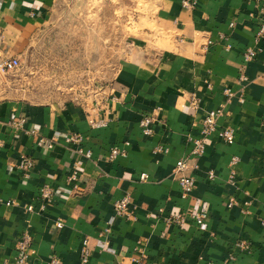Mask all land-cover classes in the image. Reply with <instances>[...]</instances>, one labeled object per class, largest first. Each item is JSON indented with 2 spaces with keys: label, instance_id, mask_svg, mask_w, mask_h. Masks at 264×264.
I'll use <instances>...</instances> for the list:
<instances>
[{
  "label": "crops",
  "instance_id": "1",
  "mask_svg": "<svg viewBox=\"0 0 264 264\" xmlns=\"http://www.w3.org/2000/svg\"><path fill=\"white\" fill-rule=\"evenodd\" d=\"M53 2L0 0V40L37 29ZM144 2L146 26L102 97L60 107L0 102V264H13L24 233L32 240L28 264H79L85 240L88 264H133L142 255L144 264H264V38L254 40L264 0H196L192 10L180 0ZM247 48L256 56L244 63ZM219 107L217 126L232 128L234 140L211 138L182 198L174 163ZM144 116L150 136L140 130ZM14 118L24 119L21 127ZM92 118L108 123L91 128ZM72 134L81 141H68ZM114 147L126 156L109 161ZM23 155L33 161L27 178ZM44 185L50 201L39 199ZM125 195L128 218L113 208ZM196 214L206 216L203 225ZM176 215L184 221L174 223Z\"/></svg>",
  "mask_w": 264,
  "mask_h": 264
},
{
  "label": "rangeland",
  "instance_id": "2",
  "mask_svg": "<svg viewBox=\"0 0 264 264\" xmlns=\"http://www.w3.org/2000/svg\"><path fill=\"white\" fill-rule=\"evenodd\" d=\"M150 15L144 0H54L37 29L0 40V102L85 104L102 97ZM10 43V44H9Z\"/></svg>",
  "mask_w": 264,
  "mask_h": 264
},
{
  "label": "built area",
  "instance_id": "3",
  "mask_svg": "<svg viewBox=\"0 0 264 264\" xmlns=\"http://www.w3.org/2000/svg\"><path fill=\"white\" fill-rule=\"evenodd\" d=\"M180 5L184 10H192L194 6L196 5V0H180ZM264 38V22L260 24V26L257 28L254 40L257 41L259 39ZM256 56V51L253 48H247L245 52L242 55V59L244 63L251 62ZM18 65L17 59H9V60H3L0 64V68L4 71H10L13 68H15ZM241 80H246L243 74L240 76ZM227 97H231L232 94L230 92H226ZM222 108L219 107L218 109L211 110L206 113L204 118L200 122L199 126V133L196 136H189L187 139V142L190 144L191 148L189 151V154L187 157L177 160L174 163L173 169H172V176L176 180L181 197L187 198L193 191L195 187V179L192 175L193 170H196L198 168V160L204 155L205 148L207 143L211 140L213 136L221 140L222 142L226 144H232L234 140V130L230 127H219L217 126V120L222 115ZM24 122L23 118H14L12 119V124L21 127L22 123ZM89 125L91 128H99V127H105L108 123V120L106 118H97V119H89ZM151 122L152 119L149 116H144L140 122V130L142 134L145 136H150L152 134L151 129ZM259 126L264 128V116L260 119ZM68 141L72 142H80L81 136L79 134H72L70 135ZM40 144H45V142L40 139ZM125 146H127V143H124ZM47 148H51L52 144L48 143L46 144ZM263 162H264V146H263ZM85 157L90 158L91 153L89 151L85 152ZM126 151L125 149H121L119 147H114L111 149L108 159L109 161H113L120 157H125ZM238 162L237 157H232L231 163L234 165ZM19 169L22 171L24 178L28 177L29 170L33 167V161L28 156H21L19 159ZM208 179L213 180L214 179V173L212 171H209L207 173ZM142 179L146 178L145 174L141 175ZM53 197V191L50 187L44 185L39 189V199L42 201H50ZM233 203V202H232ZM8 205L10 203H7ZM130 196L125 195L118 201L114 203V212L117 216L122 217H129L130 215ZM231 205V204H230ZM32 206H28L26 208L27 211H32ZM206 219V216L204 214H196L193 216L194 222L201 226L204 224ZM172 221L176 224H180L184 221L183 216L176 215L172 219ZM62 226L61 222H57V227L60 228ZM31 236L27 233H24L20 236L18 239V242L16 244L15 250H16V257L13 261V264H28V257L29 252L31 250ZM240 248H246L247 246L243 243L239 245ZM80 263L79 264H88V257H89V251H88V243L87 241H83L82 246L80 248ZM144 259H146L145 255H142V259L137 258L133 261V264H144ZM44 264H61V261L56 258L52 257L48 261H46ZM203 264H213L211 261H207Z\"/></svg>",
  "mask_w": 264,
  "mask_h": 264
}]
</instances>
